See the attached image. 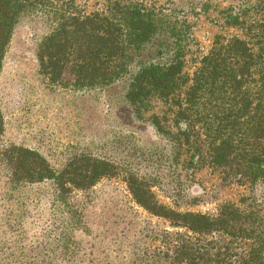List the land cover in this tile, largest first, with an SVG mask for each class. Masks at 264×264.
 <instances>
[{"label":"trees","instance_id":"trees-1","mask_svg":"<svg viewBox=\"0 0 264 264\" xmlns=\"http://www.w3.org/2000/svg\"><path fill=\"white\" fill-rule=\"evenodd\" d=\"M221 3L205 9L216 12L219 32L188 73L187 36L165 12L142 1L102 0L87 11L75 0H0V73L17 24L31 13H46L51 30L39 42L35 59L49 83L64 84L67 69L70 85L78 90L124 83L123 99L133 118L147 121L164 137L176 164L193 174L206 168L224 186L248 188L249 194L221 202L212 214L181 211L158 198V178L127 155L117 162L80 153L56 170L35 149L0 146L7 184L46 185L39 194L44 200L37 202L43 200L52 211L67 209L75 191L85 193L104 178H119L138 208L168 226L153 237L159 245L142 256L136 250L126 256L125 250L117 262L105 259L104 264H264V0ZM163 32L168 34L158 59L144 60L143 53ZM3 132L0 110V136ZM129 146L121 145L122 153ZM20 205L28 208L26 202ZM68 220L62 215L64 240L80 232L71 230Z\"/></svg>","mask_w":264,"mask_h":264},{"label":"rangeland","instance_id":"rangeland-1","mask_svg":"<svg viewBox=\"0 0 264 264\" xmlns=\"http://www.w3.org/2000/svg\"><path fill=\"white\" fill-rule=\"evenodd\" d=\"M139 1L159 14L165 12L187 36L185 71L191 73L219 32L216 12L205 9L223 6V0ZM75 2L93 11L102 0ZM51 25L46 13L36 12L25 16L15 27L0 73L4 123L0 146L35 149L56 170L80 153L117 162L127 155L158 178V198L181 211L212 214L221 202H234L249 194L248 188L222 185L217 174L206 168L193 174L176 164L171 145L164 137L147 121L133 118L123 99L124 83L106 90H78L70 85L68 69L64 84L49 83L38 72L35 53ZM160 34L163 35L143 53L144 60L158 59L168 33ZM164 61L163 55L161 62ZM161 107L155 105V111ZM125 144L130 149L122 153L120 147ZM6 178V171L0 167V264H104L105 259L117 262L125 256V250L126 256L133 257L131 250L142 256L148 248L159 245L153 241L156 232L169 230L164 221L151 217L131 201L119 178H104L85 193L73 192L67 198V209L54 211L39 197L47 190L46 185L15 188L7 184ZM38 198L43 200L37 202ZM21 202H26L28 208H22ZM36 202L37 207H33ZM62 215L69 218L71 230L80 231L70 232L65 240L60 225ZM47 223L50 227H44ZM56 241L64 247H56Z\"/></svg>","mask_w":264,"mask_h":264}]
</instances>
